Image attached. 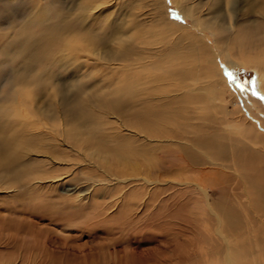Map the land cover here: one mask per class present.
I'll return each instance as SVG.
<instances>
[{
	"label": "bare ground",
	"instance_id": "6f19581e",
	"mask_svg": "<svg viewBox=\"0 0 264 264\" xmlns=\"http://www.w3.org/2000/svg\"><path fill=\"white\" fill-rule=\"evenodd\" d=\"M16 1L19 11L34 3ZM111 1H78L73 15L63 10L62 0H53L59 8L54 15L40 17L38 22L39 12L27 13L15 41L21 83L37 78L31 77L35 62L44 59L56 61L61 70L73 75L71 87H117L101 92L97 102L69 101L68 95L61 101L46 102L41 99L46 95L43 87H10L0 94V188L15 191L13 199L16 196L23 205L20 208V203L10 200L11 208L0 218L17 233L31 235L26 249L35 255L33 264H105L107 257H101L96 244L81 239L89 235L93 242L101 230L125 233L132 215L147 204L145 184L127 189L132 173L116 177L120 182L116 190L108 188L105 177L88 176L93 187L82 195L58 193L54 184L66 182L74 172L76 166L69 168L70 162L81 164L69 154L80 158L88 149L127 166L162 167L159 148L152 142L161 143L175 128L165 127L162 109L149 104L150 87L163 82L169 86L164 92L187 96L192 102H203L204 95L223 101L226 89L222 87H231L225 65L236 61L255 71L256 87L264 95V0H146L140 14L130 13L133 24L130 19L125 23L120 15L104 22L102 15ZM38 4L41 11L51 7H43L41 0ZM0 7L7 12L8 1L0 0ZM175 10L184 22L172 17ZM101 20L108 29L95 33L93 22ZM1 67L0 61V71ZM93 74V79L100 74L104 77L82 78ZM260 110V118L250 120L244 128L264 149V108ZM197 142L213 157L227 151L214 136ZM184 150L194 158V152ZM237 153L253 172L251 181L264 186V154L246 145L237 147ZM77 185L67 189L84 191ZM102 194L107 198L99 199ZM108 196L115 197L108 200ZM120 203L125 214L114 220L110 210ZM217 218L223 226L229 219L228 214ZM217 231L210 246L195 253L193 263L249 264L243 260V242L224 233L222 226ZM109 240L117 246L122 237ZM127 253L125 264H132ZM0 264L13 261L0 256Z\"/></svg>",
	"mask_w": 264,
	"mask_h": 264
},
{
	"label": "rangeland",
	"instance_id": "374dc122",
	"mask_svg": "<svg viewBox=\"0 0 264 264\" xmlns=\"http://www.w3.org/2000/svg\"><path fill=\"white\" fill-rule=\"evenodd\" d=\"M6 1L9 3L8 11L4 12L0 7V94L9 91L10 87H43L46 95L41 99L46 102L61 101L65 95H68L69 101L97 102L101 92L117 88L115 85L71 87L73 75L68 74L65 69L61 70L56 61L44 59L35 62L31 75L38 80L36 78L21 83L17 74L20 72L17 65L20 64L17 56L19 46L15 41L20 28L25 24L27 13L39 12L37 20L40 22V17L50 18L58 7L54 2L51 3L53 0H41L43 7L51 6L49 10L41 11L38 4L40 0H34L26 10L19 11L18 7H15L18 3L16 0ZM72 1L62 0V9L75 15L78 11L77 2L82 0H74V3ZM146 3V0H112L102 15L104 22L120 15L125 23L130 19V24H133L130 13L133 11L140 14L141 5ZM172 15L181 22L185 20L178 10L173 11ZM138 18L141 16L138 15ZM93 23L95 33L108 29V26L104 27L103 20ZM126 62L120 61V64ZM226 72L234 73L246 90L241 91L237 84L230 83L228 78L231 87H222L226 89L223 101L209 99L204 95L201 99L203 102H192L187 96L164 92L169 86L163 82L149 88V104L156 110L162 109L160 118L163 125L173 127L176 131L163 136L159 144L152 142V145L159 148L162 167L146 168L138 165L139 163L127 166L117 159L95 154L93 149L83 150L80 158L69 154V158H77L81 164L70 162L69 168L76 167L66 178V182L54 184L58 187V193L84 194L93 187V181L88 178L92 175L105 177L108 188L113 187V190L119 188L116 185L120 182L116 177L124 174L134 175L127 189H132L139 182L145 184L147 204L132 215L133 221L125 229V233H108L101 230L100 236L93 242L89 235L81 239V242L96 244L101 257H107L105 264H125L127 252H130L132 264H197L193 263L196 259L195 253L201 254V250L210 246L213 242L212 235L218 233L217 230L221 226L224 233L233 235L238 242H243V260H247L249 264H264V186H258L251 181L249 177L253 172L242 164L237 153V147L246 145L257 153L264 154L262 143L254 141L244 128L250 120L254 122L260 118L264 99L259 97L264 95L256 87V73L252 69L230 61L229 66L225 65ZM93 76L94 74L82 78L92 81L104 77L100 74L93 79ZM253 90L258 95H253ZM143 91L147 92L148 89ZM203 93L204 91L202 95ZM261 132L264 134L263 130ZM211 136L226 148L227 151L221 154L222 157L208 155L206 149L197 142L200 138ZM132 138L139 137L133 135ZM186 148L194 152V158L185 153ZM143 177L145 182L141 179ZM76 185L82 186L84 191L79 193L75 192V189H67L76 188ZM88 185L89 188L85 189ZM14 193L16 192L0 188V217L11 208L9 204L12 203L10 200L13 199ZM103 197L102 194L99 199L107 198ZM114 197L108 196V200ZM14 201L16 204L20 203V208L23 207L22 200L16 196ZM123 207L122 203L112 207L110 215L114 220L125 214ZM225 214H228L229 219L223 226L217 215L225 217ZM42 224L47 223L43 221ZM111 237H122V240L117 246H112L108 243ZM31 238L28 233H17L13 228H8L0 218L1 258H10L13 264H33L30 262L35 255L26 249L29 246L27 241ZM202 257H205L204 254Z\"/></svg>",
	"mask_w": 264,
	"mask_h": 264
},
{
	"label": "snow or ice",
	"instance_id": "6c2138e0",
	"mask_svg": "<svg viewBox=\"0 0 264 264\" xmlns=\"http://www.w3.org/2000/svg\"><path fill=\"white\" fill-rule=\"evenodd\" d=\"M226 75L228 76L230 83L237 84V86L239 87V89L241 91L246 90L245 89V86L236 79L234 73H232V72H226ZM253 95H258V93H256L255 90H253ZM259 98L260 99H264V96H261Z\"/></svg>",
	"mask_w": 264,
	"mask_h": 264
}]
</instances>
